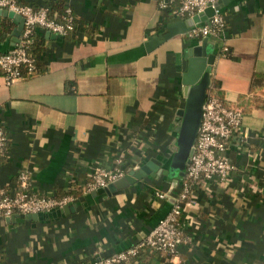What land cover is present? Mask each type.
Here are the masks:
<instances>
[{"label":"crops","instance_id":"0c3cea01","mask_svg":"<svg viewBox=\"0 0 264 264\" xmlns=\"http://www.w3.org/2000/svg\"><path fill=\"white\" fill-rule=\"evenodd\" d=\"M18 1L39 8L58 0ZM63 1L94 36L37 28L46 48L42 71L10 84L0 74V127L9 136L0 187L14 191L27 172L29 192L64 196L84 189L96 169L112 168L119 152L132 149L139 168L129 172L150 162L169 173L149 169L123 192L84 190L67 207L31 218L0 216V264H89L126 250L182 190L183 177L170 164L185 104V53L205 37L176 35L148 52L145 41L183 19L162 6L170 0ZM227 1L220 8L224 31L208 36L207 44L216 54L211 86L244 112L229 148L236 170L227 183L194 185L197 202L183 210L187 240L177 255L145 251L139 264H264V0ZM13 30L0 40V54L13 47Z\"/></svg>","mask_w":264,"mask_h":264},{"label":"built area","instance_id":"2783aa9c","mask_svg":"<svg viewBox=\"0 0 264 264\" xmlns=\"http://www.w3.org/2000/svg\"><path fill=\"white\" fill-rule=\"evenodd\" d=\"M218 1L170 0L171 3L178 4V9L174 13L178 18H189L204 12L209 7L216 8ZM162 6L167 7L164 2ZM0 9L14 11L25 18V26L19 43L0 54V69L9 84L24 79L25 71L31 73L34 70L36 59L27 51L25 45L37 28L61 36L67 35L73 29L72 15L74 12L70 6L67 8L68 15L64 22L51 17L48 6L35 8L22 4L18 0H0ZM226 23L227 19L224 14L220 9H216L208 22L196 24L187 32V35L195 39L219 35L224 31ZM227 52L228 50H225L224 54L227 55ZM243 118L244 112L241 108L227 105L222 98L208 92L203 105L198 136L183 176L179 199L141 241L126 250L95 258L89 264H139V256L145 251H157L170 257L177 255L179 246L187 240L185 229L181 226L183 210L197 202L193 195L194 185L213 179L227 183L233 171L236 170V165L229 156V148L232 138L243 123ZM247 138V135L242 136L240 143H245ZM8 139L7 132L0 127V161L6 153ZM138 142L135 139L132 145L135 146ZM133 152L134 149L128 154L126 151H121L116 155L112 168L99 167L96 169L92 180L84 186V190L86 192L95 191L125 176L129 170L138 169L139 161L133 158ZM28 178V173L22 172L12 192L0 187V216L11 217L16 213L47 212L61 208L75 199L73 194L59 197L33 194L28 191ZM157 195L160 198L167 196L164 192H157Z\"/></svg>","mask_w":264,"mask_h":264},{"label":"water","instance_id":"95a60500","mask_svg":"<svg viewBox=\"0 0 264 264\" xmlns=\"http://www.w3.org/2000/svg\"><path fill=\"white\" fill-rule=\"evenodd\" d=\"M227 0H219L216 8L209 7L204 12L195 14L189 18H183L178 21L168 24L163 31L153 35L144 46L146 51L151 52L158 46L173 38L176 35L186 34L196 24L208 22L215 14L216 9L221 8L222 3H227ZM0 14L7 16L15 23L13 30V46L20 41V37L24 30L25 18L8 9H0ZM52 34L51 31H49ZM54 35H58L53 33ZM60 36V35H59ZM208 38L202 40L201 43L194 44L189 47L185 53L187 60L186 70L182 74V85L185 96V104L179 109L178 114L181 117V123L178 129V136L176 140V151L174 152L170 167L177 170L180 176H184L187 164L190 162L193 146L196 142L201 119L203 113V105L208 96V90L212 82V66L214 64L216 54L211 52L208 47ZM149 169L157 170L158 174L169 173V170L157 169L153 163H147L141 169L127 173L125 176L109 183L107 186L99 190H106L107 193L123 192V189L130 183L138 178H142L145 174L149 173ZM120 190V191H117ZM64 207V206H63ZM67 207V206H65ZM36 214H28V217L35 216Z\"/></svg>","mask_w":264,"mask_h":264},{"label":"trees","instance_id":"16d2710c","mask_svg":"<svg viewBox=\"0 0 264 264\" xmlns=\"http://www.w3.org/2000/svg\"><path fill=\"white\" fill-rule=\"evenodd\" d=\"M166 5L167 7H169L170 15H173L175 11L178 9V4L175 2L171 3L168 1ZM48 7L50 8L49 14L51 17L55 18L59 22L65 21V17L68 15L66 11L69 5H67L63 0H58L52 5L51 4L48 5ZM72 16H73V22H72L73 29L65 36H74L76 34H84L88 39H91L94 36V28L86 24L82 19H79L77 15L75 14V12L73 13ZM12 30H13L12 20L9 17H3L0 20V40H4L5 38H7L11 34ZM25 47L27 51L32 56L35 57L36 60H35L34 70L31 73H29L28 71L24 72V79L35 76L36 74L40 73V71H42L41 61L44 56V51L46 50L44 39L42 36H39L36 30L33 32L31 37L28 38V41ZM0 74H3L1 69H0ZM210 93L220 98L223 97L222 92L218 88L216 83L212 84L210 88ZM225 104L227 103L225 102ZM83 192H84V189L75 188V189H69L67 194H74L75 196H80L81 194H83ZM152 255H153V252L148 253V257H151Z\"/></svg>","mask_w":264,"mask_h":264}]
</instances>
